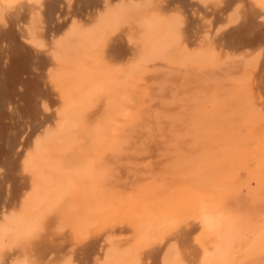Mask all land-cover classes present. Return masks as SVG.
I'll return each instance as SVG.
<instances>
[{"label": "bare ground", "instance_id": "obj_1", "mask_svg": "<svg viewBox=\"0 0 264 264\" xmlns=\"http://www.w3.org/2000/svg\"><path fill=\"white\" fill-rule=\"evenodd\" d=\"M201 2L221 15L192 41L193 0H0V264H264V0ZM159 66L188 71L179 119L213 139L122 196L105 154Z\"/></svg>", "mask_w": 264, "mask_h": 264}, {"label": "rangeland", "instance_id": "obj_2", "mask_svg": "<svg viewBox=\"0 0 264 264\" xmlns=\"http://www.w3.org/2000/svg\"><path fill=\"white\" fill-rule=\"evenodd\" d=\"M193 1L197 5L191 8L193 13L190 12L186 15L188 17L187 25L191 26V34L189 35L187 32L186 35L192 41L194 36L204 34L209 21L216 23V20L221 15L218 12V8L213 5L207 7L206 5L204 6L201 0ZM66 17L67 13H64L63 18ZM189 72L193 71L189 70ZM193 88L192 81L188 78V71L175 72L172 75V73L165 71L159 66L153 68L144 77L140 89L147 91L148 96L142 99L144 107L142 121L137 125L131 124L124 127L123 138L126 139L125 143L116 152H107L105 154V161L109 164L107 188L122 196L136 195L139 189L147 188L153 185L157 179L164 178V172L168 175L172 167V161L178 155L188 152L192 155L198 154L200 150H203L201 147L212 142L213 138H208L205 142H210H207V144L202 140L197 143L195 137L197 129L194 124L179 119L183 115L181 100L190 96ZM176 99L179 101L176 102ZM156 115L161 118L157 119ZM171 116L174 118H171ZM243 134L247 136L248 128H243ZM182 137L189 140L190 148L186 145H176V142L179 144L178 140H181ZM193 144L197 146L194 148ZM214 144L218 146L221 143L217 144L214 140ZM249 144L251 145L252 143L250 142ZM4 174L5 170L1 172V177ZM237 177L241 182L249 180L247 172L244 170H239ZM254 185L255 182H253ZM5 193L6 190L0 189L1 201L5 200ZM242 199L250 202L253 197L248 191H244ZM227 205L234 208L237 207L231 203ZM248 213L264 215V207L258 205L253 209L250 208ZM69 237H63L59 234L55 235L53 231H49L47 237L44 238L43 243L45 245L43 246L60 244L65 239H69Z\"/></svg>", "mask_w": 264, "mask_h": 264}]
</instances>
